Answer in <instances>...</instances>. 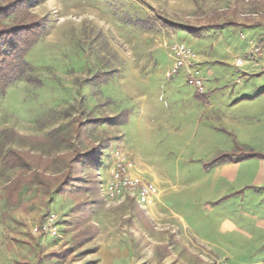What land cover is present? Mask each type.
<instances>
[{
  "label": "rangeland",
  "instance_id": "1",
  "mask_svg": "<svg viewBox=\"0 0 264 264\" xmlns=\"http://www.w3.org/2000/svg\"><path fill=\"white\" fill-rule=\"evenodd\" d=\"M16 1L0 29L42 34L31 83L0 94V264H264V160L210 166L264 156V0ZM224 10L233 24L208 28ZM179 43L202 92L166 76ZM117 158L155 187L145 208L111 192Z\"/></svg>",
  "mask_w": 264,
  "mask_h": 264
},
{
  "label": "trees",
  "instance_id": "2",
  "mask_svg": "<svg viewBox=\"0 0 264 264\" xmlns=\"http://www.w3.org/2000/svg\"><path fill=\"white\" fill-rule=\"evenodd\" d=\"M244 0H235V4L239 8V4ZM21 7L20 3L16 0H0V28L2 23L13 15V19H18L17 10ZM236 8V10L238 9ZM17 14V15H16ZM229 14L228 10L218 11L211 13V18L207 23L208 28L220 29L223 26L232 25L233 23L227 19ZM14 27L0 29V94H4L6 90L14 83L24 80L27 78L28 82L31 83V75L33 69L30 64L26 61L27 53L33 48L38 42V38L41 36L42 31L41 25H30L15 23ZM19 24V25H18ZM190 33V32H189ZM192 34V33H191ZM240 155H222L216 158L210 166H215L223 163H236L249 159H261L264 160V156L253 151L244 149H238ZM242 152H245L242 153ZM237 158V159H236ZM84 161H75L76 165H80L82 162H87L88 165H93L94 158L93 154L87 153L84 156ZM12 161L17 162V156H12ZM10 165L13 167V162ZM9 165V166H10ZM15 165V164H14ZM209 166V167H210ZM73 174L71 170L66 174V179L60 182L56 186L55 193L61 194L67 192L68 184L71 181ZM30 179H25V176L20 175L15 179L7 188L6 199L9 203H14L21 192L25 184L29 183ZM39 264V259H38Z\"/></svg>",
  "mask_w": 264,
  "mask_h": 264
},
{
  "label": "built area",
  "instance_id": "3",
  "mask_svg": "<svg viewBox=\"0 0 264 264\" xmlns=\"http://www.w3.org/2000/svg\"><path fill=\"white\" fill-rule=\"evenodd\" d=\"M173 63L167 72V77L179 75L183 70L187 72L186 81L194 87L198 92L203 91V81L199 74L192 72L189 66L194 59L192 50L183 43L173 46L172 50ZM237 65H242L241 60L236 62ZM132 164L124 159L117 158L114 161V167L111 172V192L115 195H121L123 192H128L133 196L138 205L145 208V204L152 202L156 194L155 187L151 183L143 182L137 178L130 176L129 172L132 169ZM156 197V196H155ZM42 232L50 236L57 235L56 227H52L49 223L42 226Z\"/></svg>",
  "mask_w": 264,
  "mask_h": 264
},
{
  "label": "crops",
  "instance_id": "4",
  "mask_svg": "<svg viewBox=\"0 0 264 264\" xmlns=\"http://www.w3.org/2000/svg\"><path fill=\"white\" fill-rule=\"evenodd\" d=\"M240 162H242V161H240ZM240 162H236V163H223V164H219V165L213 166L212 169L217 170V171L221 170L220 172H223V171H226V170H229V169H233V168L239 167V165H240L239 163ZM260 164L264 168V162H260Z\"/></svg>",
  "mask_w": 264,
  "mask_h": 264
}]
</instances>
